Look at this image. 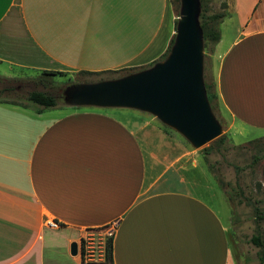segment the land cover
I'll return each mask as SVG.
<instances>
[{"label":"crops","instance_id":"0c3cea01","mask_svg":"<svg viewBox=\"0 0 264 264\" xmlns=\"http://www.w3.org/2000/svg\"><path fill=\"white\" fill-rule=\"evenodd\" d=\"M230 5L237 26L215 53V81L229 133L245 130L246 143L264 137V0ZM176 20L171 0H0V81L149 66ZM125 109L0 102V264H236L186 147ZM110 226L83 262L82 240Z\"/></svg>","mask_w":264,"mask_h":264},{"label":"rangeland","instance_id":"374dc122","mask_svg":"<svg viewBox=\"0 0 264 264\" xmlns=\"http://www.w3.org/2000/svg\"><path fill=\"white\" fill-rule=\"evenodd\" d=\"M171 1L178 19L180 1ZM229 2L230 0H204V6L201 8V14L203 13L205 19L217 12L227 14L214 23L223 32V40L219 43L208 39L204 43V78L207 81L216 80L217 55L215 53H219L227 46L237 26V18L233 14V5L229 7ZM228 11L232 13V16H228ZM139 68L134 67L133 69L138 70ZM130 70L129 68L100 75L78 72L49 75L41 72L20 71L18 79L5 83L0 82V86H11L12 90L4 93L3 96L17 98L19 99L17 102L22 107L34 111L38 106L28 102L26 98L32 90L54 93L57 95L58 102L62 104L60 96L67 85L75 82L98 81L101 78H115L130 72ZM215 103L213 111L223 126L221 135L224 134L226 140L222 143L211 141L200 148H195L182 134L164 124L156 116L143 111H139V113L152 119L158 128L166 132L174 141L186 147L189 159L186 163L188 168L195 162L199 172V180L204 186L214 188V195L217 194L214 196L215 204L221 211L225 222L228 223L229 238L236 264H261L257 255L258 247L250 241V238L260 228H264V219L257 218L255 211V206L264 211V158L256 161V156H261L264 153V137L242 143L247 139V132L233 129L230 134L229 119L223 111L219 97ZM206 146L212 147V151L209 153L204 151L203 148ZM205 195L208 193L205 192ZM230 213L232 217L229 220ZM111 228L112 226L89 231L93 234V246L96 250H99L101 245V233L107 232ZM107 236H110V233H107ZM82 245L85 247L86 241Z\"/></svg>","mask_w":264,"mask_h":264},{"label":"water","instance_id":"95a60500","mask_svg":"<svg viewBox=\"0 0 264 264\" xmlns=\"http://www.w3.org/2000/svg\"><path fill=\"white\" fill-rule=\"evenodd\" d=\"M201 8V0H180L174 41L163 59L123 76L71 83L62 90V104L148 112L195 148L215 140L223 126L211 106L204 78ZM77 252L73 242L71 253Z\"/></svg>","mask_w":264,"mask_h":264},{"label":"trees","instance_id":"16d2710c","mask_svg":"<svg viewBox=\"0 0 264 264\" xmlns=\"http://www.w3.org/2000/svg\"><path fill=\"white\" fill-rule=\"evenodd\" d=\"M180 0H177V2H179ZM202 2V8L204 6V0H201ZM227 14L224 12H217V13H213L211 15L208 16L207 19H205L203 16V13L200 15V19H201V25L204 29V39L206 40H211L213 42H218L221 39V31L219 29V27H216L214 25V23L222 18H224ZM176 24H177V20H176ZM174 41V36L170 42V45L167 49V51L162 55L163 59L168 51L170 50V47L172 45ZM153 64V63H152ZM150 64V65H152ZM149 65V66H150ZM147 66H142L140 67L138 70L143 69ZM129 68H123L120 70H105V71H100V72H91V71H80L78 73H85V74H103V73H110V72H119V71H123V70H127ZM130 72H127L125 74L131 73L136 71L133 68H130ZM43 73L49 74V75H58V74H64V72L61 71H44ZM122 74L121 76L125 75ZM112 78V77H110ZM102 79H108V78H101ZM7 81H11L9 79H1V83H5ZM206 83V88H207V93H208V98L210 100L211 106L213 108V110L215 109V100L218 99V93H217V89H216V81L211 80V81H207L205 80ZM12 88L11 86L5 85L2 89H0V102L2 103H9V104H18L20 105V103L17 102V98L14 97H10V96H3L4 93L11 91ZM27 101L33 104H36L38 106V109H42V108H46V107H51V106H56L59 104L58 99H57V95H55L54 93H50V92H46V91H41V90H32L28 93L27 95ZM226 140V136L220 135L219 137H217L215 140H213V142H224ZM204 151H206L207 153H209L210 151H212V147L210 146H206L203 148ZM260 158H264V153L261 156H256V161L259 160ZM255 211H256V217L263 220L264 219V211L258 207L255 206ZM112 236H108L106 238V248H105V256H106V262L111 263L113 261V242H112ZM250 241L256 246L258 247V251H257V255L259 258V261L261 264H264V228H260L256 233H254L251 238ZM84 262V261H83Z\"/></svg>","mask_w":264,"mask_h":264},{"label":"built area","instance_id":"2783aa9c","mask_svg":"<svg viewBox=\"0 0 264 264\" xmlns=\"http://www.w3.org/2000/svg\"><path fill=\"white\" fill-rule=\"evenodd\" d=\"M52 223L56 224L55 222H52ZM84 241H86L85 247L82 245V243ZM92 249H95L94 246L93 245L91 246V244L89 242H87L86 239H83L81 242V254H82V258H83L84 262H86V259H88V254H89L90 250H92Z\"/></svg>","mask_w":264,"mask_h":264}]
</instances>
